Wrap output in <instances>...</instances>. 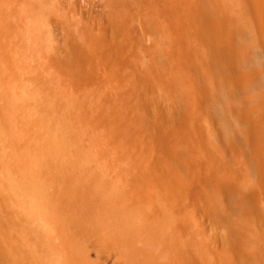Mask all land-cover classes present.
Here are the masks:
<instances>
[{"label":"rangeland","instance_id":"1","mask_svg":"<svg viewBox=\"0 0 264 264\" xmlns=\"http://www.w3.org/2000/svg\"><path fill=\"white\" fill-rule=\"evenodd\" d=\"M258 173L264 0H0V264H264Z\"/></svg>","mask_w":264,"mask_h":264},{"label":"bare ground","instance_id":"2","mask_svg":"<svg viewBox=\"0 0 264 264\" xmlns=\"http://www.w3.org/2000/svg\"><path fill=\"white\" fill-rule=\"evenodd\" d=\"M46 59V62L50 61V57L43 56ZM8 65H10V62H7ZM26 73L24 76L21 77L22 81H30L36 73V66L34 64H29L27 69H24ZM70 100V99H69ZM75 114V113H74ZM68 122L70 124H79L80 119L79 116L75 115H69L68 116ZM6 136V135H5ZM159 150V157L156 160V165L155 169L158 172H163L166 175V183L159 181L158 185L161 187V191L157 190L158 192L161 193H169L172 192L173 188H176L178 186V181H179V175L177 171V159L174 158L172 155V151L169 147L167 146H158ZM15 162V161H14ZM108 174V172H107ZM41 174L38 175L40 177ZM109 177H112L110 175H107ZM7 182H0V189L5 191V192H11L13 191V183L10 177L4 176ZM256 181V185L262 186L264 185V175H261L258 173L257 175H254V180L253 182ZM250 185L249 181L245 180V178H242L238 182V188H237V195L242 198V195L246 197L251 196L250 189H248V186ZM243 192H247L243 194ZM10 202H13L12 199H10ZM163 201H160V203ZM159 203V204H160ZM259 207L262 210V217H263V222H264V199H260L259 202ZM249 237L252 240V243L250 244L249 248L251 249V252L254 253L257 251L263 244V239L260 236L259 233V228L257 227V223L255 221L254 215L250 217V222H249ZM2 259L0 258V261Z\"/></svg>","mask_w":264,"mask_h":264}]
</instances>
